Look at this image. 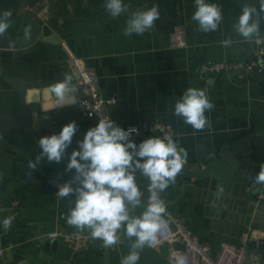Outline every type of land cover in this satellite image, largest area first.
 Here are the masks:
<instances>
[{"label":"crops","instance_id":"crops-1","mask_svg":"<svg viewBox=\"0 0 264 264\" xmlns=\"http://www.w3.org/2000/svg\"><path fill=\"white\" fill-rule=\"evenodd\" d=\"M123 2L131 13L158 5L160 19L142 36L126 37L123 30L128 18L113 19L103 7L105 0H0V14L12 12L13 23L4 36L18 37L41 29L44 37L60 41L59 45L38 41L22 51L0 49V114L15 111L20 101L5 78L27 81V90L33 94L28 99L33 102L35 127V131H6L0 141V222L5 217L12 219L8 231L0 223V264H104L105 256L107 264H121L130 251L131 241L122 233L116 245L105 247L87 229L69 226L67 216L74 196L60 199L49 185L57 176L66 182L72 179L75 170H65L70 154L78 149L77 142L86 131L98 124L88 122L76 110L77 90L62 102L49 92L64 73L73 77L63 44L96 75L101 94L116 99L109 112L121 128L153 120L173 126L174 141L188 153L185 165L197 173L191 178L178 174L175 183L160 193L169 222L190 229L211 245L214 256L222 243L239 245L247 235L248 262L264 264L260 246L264 203L257 201V188L250 189L264 164V74L247 79L201 75L204 65L251 59L255 41L264 43V18L260 19V35L251 40L233 27L242 7L247 4L259 10V0H206L219 5L223 15L218 29L209 33L200 31L191 18L194 0ZM175 28L185 31L188 47L170 46ZM228 39L232 43L224 47L222 42ZM72 83L74 86V77ZM190 87L205 90L213 103L214 108L205 112L211 128L197 131L174 115L175 101ZM73 121L78 128L64 158L59 163L42 160L36 170L29 169L28 161H35L41 151L39 138L58 134ZM143 140L134 142L139 145ZM237 141L244 142L249 153L247 158L236 156L239 166L232 172L221 152ZM136 183L144 188L150 182L137 170ZM148 197L142 196L145 204ZM142 211L138 208L135 214ZM53 233L80 235V249L50 239ZM171 251L170 244L146 245L138 264H168Z\"/></svg>","mask_w":264,"mask_h":264},{"label":"clouds","instance_id":"clouds-1","mask_svg":"<svg viewBox=\"0 0 264 264\" xmlns=\"http://www.w3.org/2000/svg\"><path fill=\"white\" fill-rule=\"evenodd\" d=\"M103 7L114 18L128 11L123 0H105ZM194 7L191 18L198 23L199 30L205 33L216 31L223 20L221 7L206 0H194ZM262 13L264 0H259V10L245 4L233 25L235 31L246 40L259 36L260 19L264 18ZM11 16L10 10L0 14V37L11 27ZM158 19V5L131 13L123 35L142 36ZM25 31L27 33L28 29ZM222 43L224 47H229L232 41L228 39ZM72 81V75L64 73L63 79L51 85L49 92L62 102L76 92ZM213 108L205 90L190 87L175 101L174 115L200 131L206 126L211 128L205 112ZM77 128L73 121L64 125L58 134L40 137L38 147L41 151L35 161H28V168L36 170L42 160L59 163L71 145ZM134 132H138V129L124 130L109 117L100 119L77 142L78 149L71 152L65 170H75V175L69 181L57 185L56 193L60 199L74 196V206L69 207L67 216L69 226L81 231L87 229L91 238L103 241L105 247L116 245L121 233L131 241L130 251L122 258L121 264H138L140 251L146 245H151L157 233L166 225L163 218L166 206L160 193L175 183L188 156L187 151L171 137H150L137 145L130 139ZM137 170L150 182L146 204L136 183ZM27 175L31 176V172ZM254 183L264 185V164L255 175ZM141 207L143 211L136 215V209ZM0 223L8 231L12 219L5 217Z\"/></svg>","mask_w":264,"mask_h":264},{"label":"built area","instance_id":"built-area-1","mask_svg":"<svg viewBox=\"0 0 264 264\" xmlns=\"http://www.w3.org/2000/svg\"><path fill=\"white\" fill-rule=\"evenodd\" d=\"M170 46L173 48L188 47V40L183 29H174L170 36ZM255 46L251 59L204 65L201 69V75L208 77L224 74L227 77L235 76L239 79H247L257 74H264V43L262 40H257ZM62 47L66 54V63L74 77L75 89L78 92L75 102L78 113L88 122L94 120L99 122L100 119H106L107 117L112 120L109 108L116 104V99L104 97L100 92L96 75L85 64L84 60L76 56L66 45L63 44ZM131 128L138 129V132L132 133L130 139L138 135L159 138L171 137L173 140L175 137L173 126L158 120L145 122L139 126L130 125L125 130ZM65 182L62 176L49 180V185L54 188L55 195L58 191L57 185ZM139 188L143 194L142 196L149 194L148 186ZM254 188H260L256 198L258 202L264 203V185H257L252 180L250 189ZM163 218L166 225L157 233L156 240L147 246L156 248L162 244H170L172 251L168 258V264H261L256 260L248 262L250 240L247 235L242 237L239 245L222 243L217 255L214 256L211 245L203 242L186 226L178 222L171 224L165 214ZM49 238L67 242L77 251L80 249L83 240L80 235L74 233L67 235L53 233L49 235ZM176 244L182 245L183 248H175ZM260 246L264 251V241L260 242ZM2 255L3 251L0 250V257Z\"/></svg>","mask_w":264,"mask_h":264},{"label":"water","instance_id":"water-1","mask_svg":"<svg viewBox=\"0 0 264 264\" xmlns=\"http://www.w3.org/2000/svg\"><path fill=\"white\" fill-rule=\"evenodd\" d=\"M131 12L128 10L125 14L118 17H112L113 19H126L130 17ZM38 41H44L49 44L59 45L60 41L57 40L54 36L44 37L42 35V30L37 29L28 34L22 36H12L5 35L0 37V49L2 50H15L22 51L26 50L29 47L33 46ZM264 66V64H263ZM6 83L13 89L16 96H19V107L10 113L0 114V141L3 139V134L6 131L23 128L27 131H35L34 127V114L29 97L33 96L32 93H29L27 90V81H23L17 78H5ZM150 137L144 135L134 136L132 141L134 142L137 139H148ZM248 149L245 146V143L242 141L234 142L225 148L221 152V156L225 158L228 164L231 166V171L236 172L239 166V161L237 160V155H241L243 158L248 157ZM197 171H192L184 165L182 169V176L185 178H191L196 174ZM260 191V188L255 189L256 195ZM176 248L182 249V245L176 244ZM107 264L106 256L105 262Z\"/></svg>","mask_w":264,"mask_h":264},{"label":"rangeland","instance_id":"rangeland-1","mask_svg":"<svg viewBox=\"0 0 264 264\" xmlns=\"http://www.w3.org/2000/svg\"><path fill=\"white\" fill-rule=\"evenodd\" d=\"M251 255V250H249V252H248V257Z\"/></svg>","mask_w":264,"mask_h":264}]
</instances>
